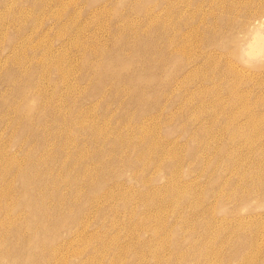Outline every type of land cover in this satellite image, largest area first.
Instances as JSON below:
<instances>
[{"label": "rangeland", "instance_id": "374dc122", "mask_svg": "<svg viewBox=\"0 0 264 264\" xmlns=\"http://www.w3.org/2000/svg\"><path fill=\"white\" fill-rule=\"evenodd\" d=\"M0 264H264V0H0Z\"/></svg>", "mask_w": 264, "mask_h": 264}]
</instances>
